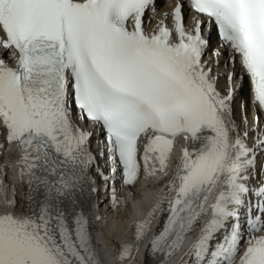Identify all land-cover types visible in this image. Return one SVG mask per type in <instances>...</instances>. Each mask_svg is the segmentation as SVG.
Segmentation results:
<instances>
[{
	"label": "snow or ice",
	"instance_id": "6c2138e0",
	"mask_svg": "<svg viewBox=\"0 0 264 264\" xmlns=\"http://www.w3.org/2000/svg\"><path fill=\"white\" fill-rule=\"evenodd\" d=\"M186 3L193 27H185V2L177 0L172 26L162 19L149 32L145 14L156 0H0V129L16 145L27 188L21 214L0 213V264H100L81 210L85 192L97 191L91 169L107 181L119 168L126 185L142 170L146 178L167 176L180 137L191 146L180 150L167 217L150 249L171 256L210 211L189 249L192 264H264V179L250 184L249 173L264 130L257 115L249 148L233 116V89L222 94L202 60L211 44L203 28L214 27L226 52L213 55H228L225 67L239 57L264 111V0ZM234 76L227 73L229 85ZM81 122L102 130L100 156L111 176ZM152 214L136 225L137 239Z\"/></svg>",
	"mask_w": 264,
	"mask_h": 264
},
{
	"label": "bare ground",
	"instance_id": "6f19581e",
	"mask_svg": "<svg viewBox=\"0 0 264 264\" xmlns=\"http://www.w3.org/2000/svg\"><path fill=\"white\" fill-rule=\"evenodd\" d=\"M160 5V0H157ZM164 6V5H163ZM161 6V8L163 7ZM167 7L164 6L162 11H164ZM164 19L165 22L168 21V17L165 19L163 13L158 12L154 14L151 18H145V26L148 30L154 29L157 23ZM227 58H223L222 61L219 63V66H224L226 63ZM237 68L234 67V72H236ZM227 92V90H225ZM235 122L238 128L241 127V121L238 119L237 113L233 114ZM264 124L263 121H261ZM240 131V130H239ZM241 132V131H240ZM183 147H187V145L182 140H177L175 150L172 154V162L168 169L167 176H157V177H145L143 171L140 173L139 178L136 182L132 185H123L128 186L131 190V196L134 199V202H130L128 200V193H125L123 190H120L116 194V202L115 204L112 203V197L110 195V200L106 203V206L109 208L104 215L106 219H112L116 225L115 232L111 231L112 223H109L106 226L102 227V224L99 222L98 227L101 230L100 233L102 238L99 239L102 245V248H113L115 247V252L113 256L116 260H121L120 264H139L138 258V251L140 248L147 243L149 236L152 233L154 228L157 216L163 212L166 206L167 199L170 194V189L168 188V182L173 178V172L178 162V158L180 155V150ZM6 148V147H5ZM5 151H9L6 150ZM2 171H5V167L1 166L0 168ZM5 173V172H4ZM94 179V174H92ZM0 181H2L3 185L6 186V193L0 190V213L4 212H13L14 214H21L26 208V191L27 188L20 189L18 186H12L6 178L4 181L0 176ZM1 185V184H0ZM90 187H94L93 184ZM95 188V187H94ZM13 190L16 194L13 198L16 201L15 207L8 206L5 201H11L13 198L9 196V192ZM103 194L97 195L96 192L86 191L85 194L82 196L81 201V210L87 215V206L94 209L97 212V215H101V213L96 209L94 205L95 200L98 196ZM138 196V197H137ZM214 199V197H213ZM105 208V207H104ZM153 213L150 218V223L148 224L147 228L144 231L142 238L137 239V231L136 225L149 219V213ZM207 215V214H206ZM204 215V216H206ZM202 220V219H201ZM197 221L193 226V229L188 232L183 240L182 245L176 249L173 253L174 263L177 264L183 257L186 252H189L191 245L196 241L198 236L200 235V229L204 226L200 224V221ZM95 223V222H94ZM204 224H206V220H204ZM94 241L93 245L95 247L96 253L98 255V259L100 260V264H103L100 258L106 257V252L100 249L99 244L96 241V224H95V231H94ZM125 247L130 248V255L127 258L121 259V254L123 253ZM157 253L159 251H156ZM151 259V255L147 256Z\"/></svg>",
	"mask_w": 264,
	"mask_h": 264
}]
</instances>
